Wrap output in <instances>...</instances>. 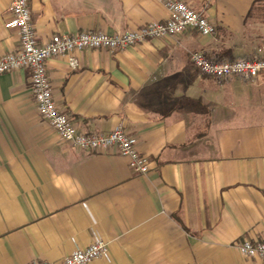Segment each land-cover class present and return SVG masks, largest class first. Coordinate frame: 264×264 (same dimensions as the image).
<instances>
[{
    "label": "crops",
    "instance_id": "obj_1",
    "mask_svg": "<svg viewBox=\"0 0 264 264\" xmlns=\"http://www.w3.org/2000/svg\"><path fill=\"white\" fill-rule=\"evenodd\" d=\"M213 25L124 50L46 63L56 107L84 132L120 124L148 161L87 152L38 113L28 70L0 74V264L56 262L108 242L92 264H253L235 242L264 241V75L218 82L192 65L264 58V0H184ZM0 0V56L19 46ZM38 42L118 33L168 16L157 0H28Z\"/></svg>",
    "mask_w": 264,
    "mask_h": 264
},
{
    "label": "built area",
    "instance_id": "obj_2",
    "mask_svg": "<svg viewBox=\"0 0 264 264\" xmlns=\"http://www.w3.org/2000/svg\"><path fill=\"white\" fill-rule=\"evenodd\" d=\"M157 1L168 11L164 20L151 21L112 34L93 30L55 33L40 43L36 38L28 0H12L8 25L17 29L19 46L14 51L0 56V74L21 69L29 71L30 91L38 113L62 140L87 152L115 149L120 156L129 159L130 168L139 174L147 173V158L138 152L135 139L128 135L120 124L108 132L80 131L69 116L56 107L46 63L50 58L66 55L68 65L77 68L79 61L74 53L86 49L124 50L149 39L173 36L187 29H196L202 35L213 32L214 27L208 19L184 0ZM189 60L199 72L213 77L218 82H225L233 77L248 82L255 75H264V58L220 60L197 50L189 54ZM234 246L241 255L256 258L257 261L253 264H264V241L242 239L236 241ZM107 254L108 242L95 236L87 246L73 250L59 261L34 260L29 264H92L96 258L107 257Z\"/></svg>",
    "mask_w": 264,
    "mask_h": 264
}]
</instances>
